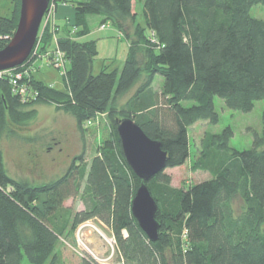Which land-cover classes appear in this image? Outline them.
Segmentation results:
<instances>
[{
  "label": "trees",
  "instance_id": "16d2710c",
  "mask_svg": "<svg viewBox=\"0 0 264 264\" xmlns=\"http://www.w3.org/2000/svg\"><path fill=\"white\" fill-rule=\"evenodd\" d=\"M9 1L17 9L10 18L0 17V50L19 21L21 0ZM138 2L144 3V25L137 22ZM257 4L264 0H79L73 5L78 40L71 39L72 29L58 39L70 62L68 93L35 79L40 97L24 105L1 83L0 141L11 124L33 120L39 104L70 114L81 130L106 114L112 139L89 165L84 153L60 179L41 185L10 177L0 149V264H22L24 255L32 264H63L57 252L61 241L69 244L68 235L92 219L111 229L122 264H264V111L262 134L255 135L250 149L230 147V127L206 135L194 168L210 171L211 179L182 191L171 187L165 173L190 158L191 127L219 122L216 97L245 113L264 100V21L251 16ZM90 15L127 38L121 70L93 74L97 47L82 41L91 34ZM47 31L44 49L52 41ZM158 75L164 79L161 92L153 90ZM127 118L162 143L168 155L166 169L148 183L159 207L155 242L132 213L143 181L127 163L117 131L118 121ZM84 182L91 205L74 217L68 211L62 221L64 203L79 196ZM81 264L97 263L85 256Z\"/></svg>",
  "mask_w": 264,
  "mask_h": 264
},
{
  "label": "rangeland",
  "instance_id": "374dc122",
  "mask_svg": "<svg viewBox=\"0 0 264 264\" xmlns=\"http://www.w3.org/2000/svg\"><path fill=\"white\" fill-rule=\"evenodd\" d=\"M75 1L69 3L74 5L77 3ZM52 2L45 14L44 21L46 24L49 19H51V23L56 20L54 14H56L57 2L56 0ZM51 8L52 12L49 14ZM15 9L17 8L11 1L0 0V17H12ZM143 10L144 3L138 2L136 6L137 22L144 25ZM251 16L264 21V4L255 5L251 9ZM74 19L75 16L65 22L66 24L64 22L60 23L61 26H64V32L57 24V27H50V23L47 26L43 23L39 33L40 46L46 44L45 34L48 32L47 30L52 33V41H49L51 38L49 37L48 41L50 43L47 41L48 46L45 49L40 47L38 51L40 56L34 57L37 44L28 59L21 66L14 69L36 63L37 68L33 75L37 80L56 90L68 93L69 70L63 76L61 74L63 69H56L54 66L49 67L51 60H47V53L54 47V37L59 38L69 35L68 31L70 29H72L71 39L78 40L74 35L76 33V27H73ZM88 22L92 34L87 36L84 41L95 42L98 52L94 58L93 74L98 75L103 70H107V72L115 69L121 70L129 53L127 38L111 24H107L108 27L105 30H100L102 25L100 16L90 15ZM6 37H1V39L4 40ZM60 51L66 57L63 50L60 49ZM39 57H42L41 62L38 60ZM163 85V77L156 76L153 90L161 92ZM135 91H137L136 88L122 98L119 101V107L124 106ZM17 99L19 100V98ZM192 104L186 103V106H192ZM215 108L219 115V122L216 125L201 121L189 129L191 155L187 163L183 167L166 170L165 173L172 178V188L187 191L193 185L211 179L210 171L194 168L200 161L203 140L208 133L220 134L230 127L234 132L230 147L236 150L252 148L255 135L262 134L264 100L256 101L253 110L245 113L227 108L225 102L216 97ZM35 109L37 115L33 120L22 126L11 124L0 141V149L4 156L8 174L16 181L28 182L32 185L56 181L66 173L74 160L84 153V163L89 165L97 152L112 139L111 126L106 114L98 116L97 118L100 120L96 118L93 123L94 126L87 127L84 124L81 130L78 128L76 119L73 116L59 110L55 105L39 104ZM81 188L79 196L64 203L62 211L58 214V218L60 217L62 221L68 211H71L74 217V215L86 210L91 205L90 198L85 194V182ZM45 199V195L40 196L38 204L42 206ZM89 224L83 232L78 234L76 229L72 235H68L69 244L65 245V240L61 241L66 246L63 264H81L83 256L92 258L97 264H122L123 261L118 255L116 244L114 247L111 245V239L114 237L111 229L97 219L90 220ZM22 264L32 263L24 255Z\"/></svg>",
  "mask_w": 264,
  "mask_h": 264
},
{
  "label": "water",
  "instance_id": "95a60500",
  "mask_svg": "<svg viewBox=\"0 0 264 264\" xmlns=\"http://www.w3.org/2000/svg\"><path fill=\"white\" fill-rule=\"evenodd\" d=\"M52 0H21L17 29L10 42L0 50V71L21 66L32 53L40 28ZM117 131L123 153L134 174L143 181L132 204V213L139 226L155 242L159 238L158 204L148 183L167 167L168 155L162 143L150 139L132 119L118 121Z\"/></svg>",
  "mask_w": 264,
  "mask_h": 264
},
{
  "label": "built area",
  "instance_id": "2783aa9c",
  "mask_svg": "<svg viewBox=\"0 0 264 264\" xmlns=\"http://www.w3.org/2000/svg\"><path fill=\"white\" fill-rule=\"evenodd\" d=\"M52 8H51L49 14L52 12ZM44 19H45V17H44ZM44 19H43L42 25H43V23H45ZM50 21H51V19H49L47 21V24L50 23L49 24L50 27H53V26L57 27L55 22L51 23ZM47 24L45 23V26H47ZM42 25H41V27H42ZM107 27H108L107 24L101 25L100 30H105ZM75 31H77V28L75 29ZM58 39L59 38L54 37V47L51 51H49L47 53V57H48L47 60L48 59L51 60V65H49V67L54 66L56 69H63L61 74L63 76H65V72H67V70H69V68H70V62L64 56L62 51H60V48L58 46ZM10 40H11V38H10ZM36 45H37V47L35 49L36 52L34 51L35 52L34 57L40 56L38 53V51L41 47L39 37H38V40L36 42ZM38 60H40V62H41L42 57H39ZM39 67L40 66L38 65V68ZM36 68H37L36 63H33L32 65L24 66L22 68L13 69L10 71H0V84L1 83H7V85L10 87V91H11L12 95L15 96L16 98H19V100L22 104L27 105L29 103H32L33 101H36L40 97V92L38 91V89L35 87L36 85L34 84V81L36 78L34 77L33 74L36 71ZM41 68H42V66H41ZM97 119L100 120L99 118H97ZM94 121H95V119L88 121L86 123V126L87 127L94 126V124H93ZM89 223H90V221H87V222L81 224L77 228L78 234L83 232L85 227L90 225ZM115 244H116V240H115V237H113L111 239V245L114 247ZM83 257H85V256H83Z\"/></svg>",
  "mask_w": 264,
  "mask_h": 264
},
{
  "label": "crops",
  "instance_id": "0c3cea01",
  "mask_svg": "<svg viewBox=\"0 0 264 264\" xmlns=\"http://www.w3.org/2000/svg\"><path fill=\"white\" fill-rule=\"evenodd\" d=\"M56 1H59V2L56 5V7L58 6L57 11H56V7H55V12H56V14H54L55 19H56L55 22L58 25V27L61 28V31L64 32V28H63L64 26H61L60 23L64 22V24H66L65 22H68V20L71 17L75 16L73 3H69V2H72L73 0H56ZM75 2H78V1L76 0ZM65 34H66V32H65ZM91 34H92V31H91ZM85 38H83L82 41ZM65 245L60 244L57 248V252H58V254L62 260H64L65 254H66V251L64 250V249H66Z\"/></svg>",
  "mask_w": 264,
  "mask_h": 264
}]
</instances>
